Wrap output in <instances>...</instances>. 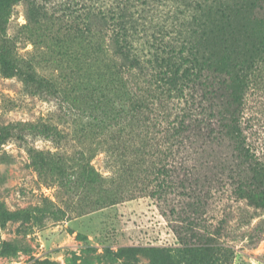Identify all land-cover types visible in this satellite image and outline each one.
Here are the masks:
<instances>
[{
	"label": "trees",
	"instance_id": "16d2710c",
	"mask_svg": "<svg viewBox=\"0 0 264 264\" xmlns=\"http://www.w3.org/2000/svg\"><path fill=\"white\" fill-rule=\"evenodd\" d=\"M20 2L34 45L51 50L74 93L24 71L3 49L1 70L53 97L75 138L96 142L93 152L70 155L56 125L20 128L23 143L30 134L57 146L27 148L38 175L58 184L61 207L42 215L57 222L143 197L176 198L194 181L197 138L208 137L229 141L246 168L240 189L264 212V0H0V29ZM13 135L0 130V143ZM103 146L108 175L92 164ZM27 216L0 205L3 223ZM21 251L29 250L0 242V255Z\"/></svg>",
	"mask_w": 264,
	"mask_h": 264
},
{
	"label": "rangeland",
	"instance_id": "374dc122",
	"mask_svg": "<svg viewBox=\"0 0 264 264\" xmlns=\"http://www.w3.org/2000/svg\"><path fill=\"white\" fill-rule=\"evenodd\" d=\"M27 10V2L13 6L4 30L0 29V49L24 71L35 72L38 79L57 80L62 90L74 93L51 50L34 45L24 28ZM71 103L65 100L67 106ZM80 122L82 129L88 120ZM42 123L64 132L67 140L62 146L70 155L96 147L92 139L81 142V134L75 138L70 115L60 111L53 97L18 76L4 74L0 66V130L15 134L0 143V205L32 215L0 221V242L29 250L0 255V264H264V212L244 197L240 187L246 168L239 165L226 138H197L189 158L195 164L194 181L176 198L158 203L143 197L54 222L42 212L61 207L57 180L38 175L27 148L48 153L57 146L44 137L27 134L25 143L16 137L20 128ZM102 150H95L103 153L92 164L108 175L111 163L106 147ZM134 249L148 254L133 253Z\"/></svg>",
	"mask_w": 264,
	"mask_h": 264
}]
</instances>
